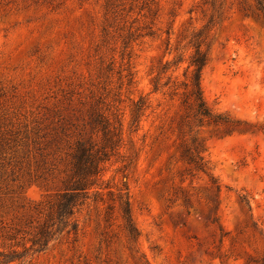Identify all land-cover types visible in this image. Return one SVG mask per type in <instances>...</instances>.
<instances>
[{"label": "rangeland", "instance_id": "obj_1", "mask_svg": "<svg viewBox=\"0 0 264 264\" xmlns=\"http://www.w3.org/2000/svg\"><path fill=\"white\" fill-rule=\"evenodd\" d=\"M258 1L0 0V250L29 242L78 142L108 155L78 231L13 264H264ZM198 51L210 109L255 128L195 126Z\"/></svg>", "mask_w": 264, "mask_h": 264}, {"label": "trees", "instance_id": "obj_2", "mask_svg": "<svg viewBox=\"0 0 264 264\" xmlns=\"http://www.w3.org/2000/svg\"><path fill=\"white\" fill-rule=\"evenodd\" d=\"M258 19L264 20V1L257 2L256 11L253 13ZM208 64L207 55L197 52L192 59L194 72L189 85V93L184 101L185 106L190 110L193 123L197 128L217 129L224 128L227 134L235 131H246L255 128L247 122L232 121L229 118L215 114L207 104L202 86L203 70ZM141 110L140 105L136 108V113ZM96 125L102 126L104 134L108 135V125L101 119L96 120ZM109 144V141L107 142ZM103 149L95 150V147L85 141L77 143L72 158V175L65 186V190L59 195L58 200H53L47 210L38 211L40 220L33 228L31 238L25 244H16L9 251L0 250V264H13L21 262L33 251L36 253L45 252L56 237L65 231L76 233L78 224L73 220L76 212L84 205L88 191L97 185L101 175L102 163L107 160L108 155ZM183 158L198 171L208 173L207 163L201 151L191 152L186 148ZM127 216L130 215L129 204L127 203ZM11 242L17 241V235H8ZM30 245V246H28ZM22 247L18 250L16 247Z\"/></svg>", "mask_w": 264, "mask_h": 264}]
</instances>
